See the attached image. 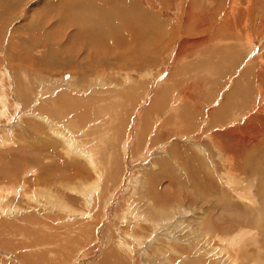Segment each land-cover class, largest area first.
Returning a JSON list of instances; mask_svg holds the SVG:
<instances>
[{
    "label": "rangeland",
    "instance_id": "374dc122",
    "mask_svg": "<svg viewBox=\"0 0 264 264\" xmlns=\"http://www.w3.org/2000/svg\"><path fill=\"white\" fill-rule=\"evenodd\" d=\"M78 1L17 0L15 5L7 1L0 6V224L5 225L0 228V242L14 247L0 244L10 254L0 255V264H31V259L40 264L58 260L80 264L82 253L89 259L106 249L104 239L93 237L103 229L111 240L116 238L131 249L140 264H147L141 255L148 243L152 264H243V256L234 255L229 235L246 231L255 235L248 246L251 264H264V235L251 226L253 220L264 221V180L257 167L264 163V0H129L141 9L136 17L125 0H116L121 9L118 2L103 1L100 5L114 28L108 34L101 31L100 39L93 33L73 34V39L69 33L88 21L79 7H73ZM74 11L79 12V24L69 20ZM147 13L158 21L139 20ZM128 16L133 17L129 23ZM133 21L144 29L141 35L132 29ZM124 37L135 40L149 55L140 48L129 56L130 41ZM136 37L144 38L145 44ZM111 43H118V48L108 52ZM56 54L57 58L73 57L86 69L44 65ZM249 71L253 78L245 75ZM18 72L33 82L30 86L39 88L26 101L21 97L29 94L18 84ZM251 81L255 83L250 85ZM69 82L83 83L84 93L89 85L105 87L104 99L117 112L82 119L69 110L56 123L39 124L49 121L48 116L35 122L32 112L43 109L50 98L76 94L72 93L76 88L66 86ZM61 83L69 93L42 92L43 87L59 89ZM128 87L129 91L124 90ZM248 87L253 89L254 103L244 100ZM167 90H171L168 96ZM89 92L80 96L98 99ZM232 92L238 93L234 104L229 113H221L228 120L212 124V114L226 110ZM163 93L169 103L167 115L166 110L151 107ZM100 107L96 105V110ZM185 113L196 118L188 127L178 123ZM170 117L173 125H166ZM68 119L77 124L75 130L64 128ZM227 124L226 133L246 129L238 137L256 149L223 136L219 129ZM232 127L236 128L229 131ZM71 139H80L87 155L96 154L94 160L80 153L74 160L64 146ZM141 155L144 159L137 161ZM197 158L201 163L198 159L196 164L205 167L204 177L193 167ZM204 181L216 183L215 191L204 187ZM158 207L168 210L166 217L155 213ZM107 208L109 219L105 218ZM65 223L79 236L56 231L57 224ZM48 235L58 237L50 244L34 246L48 240ZM70 241L71 246L63 248ZM96 257L99 260L86 264L100 262Z\"/></svg>",
    "mask_w": 264,
    "mask_h": 264
},
{
    "label": "bare ground",
    "instance_id": "6f19581e",
    "mask_svg": "<svg viewBox=\"0 0 264 264\" xmlns=\"http://www.w3.org/2000/svg\"><path fill=\"white\" fill-rule=\"evenodd\" d=\"M8 1V3H11V1L14 3V5H15V2L17 1V0H0V6H5L6 5V2ZM109 2V1H111V0H80V1H78V2H76V5H73V7H75L76 9H81L82 10V12H84V14H86L87 15V17H88V21H87V23H85L84 24V26L83 25H80L79 23H78V21H79V17H77V15L79 14V12H76V11H74V13L72 14V15H69V20L70 21H72V23H77V24H79V30L77 31V32H70L69 33V35H72L71 37L74 39V37H73V34H74V36L76 35H78V33H80V35L81 34H85V35H91L92 33L96 36V37H99V39L101 38V31H103V32H105L106 34H108V29L109 28H114L109 22L111 21L110 19H109V17L108 16H106L105 17V14L106 15H108L107 14V11L106 10H104V8H103V6H101L100 5V2L102 3V2ZM113 2H112V4L113 3H117L118 1H116V0H112ZM127 3H129L130 4V6L132 5L133 6V10H132V12H129L133 17H136V15L138 14V12L139 11H141V9L140 8H137V5L135 4V3H132L131 1H129V0H125ZM131 2V3H130ZM118 4H119V2H118ZM123 4V3H122ZM56 5V4H55ZM67 5H69V7L68 8H71V3L70 2H68L67 1ZM79 5V6H78ZM120 5V4H119ZM118 5V6H119ZM117 6V7H118ZM77 7H79V8H77ZM134 8H136V13H135V9ZM119 9H121V5H120V8ZM124 11V10H123ZM63 17V16H62ZM132 17V18H133ZM111 18V17H110ZM128 18V23H129V21H132V18H131V16H130V18H129V16L127 17ZM73 19V20H72ZM113 19V18H112ZM126 20V19H125ZM139 20H141V21H144V22H149V21H151V22H156V21H158V19L157 18H155V16H151V14L149 15L148 13L145 15V16H142ZM146 20V21H145ZM67 21V20H66ZM80 22V21H79ZM112 23V22H111ZM140 23V22H139ZM104 24H106V25H104ZM142 24V23H141ZM133 27H132V29L133 30H136V32L139 34V35H141V33H143L144 32V29L138 24V23H134V21H133ZM83 26V27H82ZM49 30V29H48ZM84 31V32H83ZM86 31V32H85ZM149 32V31H148ZM147 33V32H146ZM92 34V35H93ZM118 34V33H117ZM135 34V33H134ZM148 34V33H147ZM67 35V34H66ZM94 36V37H95ZM120 36V35H119ZM138 36V35H137ZM87 37V36H86ZM118 37V36H117ZM137 38V37H136ZM48 39V38H47ZM98 39V38H97ZM122 40H127V38L126 37H124V38H121ZM128 39L129 40H127L128 41V43H129V41H130V43H129V48L127 49L128 50V54H129V56H131L130 54H132V56H135V54H138V50L140 51V48L142 49L143 48V46H139V47H137V44H136V41L135 40H133V39H130L129 37H128ZM137 39H141L142 41L141 42H143V39L142 38H137ZM109 41H110V39H108ZM145 40H147V39H145ZM208 41V40H207ZM247 43V42H246ZM113 43H111L110 44V48L111 49H109V47H107L106 48V51H108V52H110V51H116V49L118 48L117 46V44L118 43H116V45H112ZM143 44H145V42H143ZM142 44V45H143ZM205 44V43H204ZM56 46V45H55ZM57 46H59V45H57ZM63 46V45H62ZM112 46V47H111ZM87 47V46H86ZM89 47V46H88ZM114 47V48H113ZM139 48V49H138ZM50 49V48H49ZM109 49V50H108ZM147 49H149V48H147ZM51 50V49H50ZM81 50H82V52H84L86 49H84V48H81ZM143 50V49H142ZM149 50H151V49H149ZM235 50V49H234ZM52 51V50H51ZM51 51L49 52L50 54H53V53H51ZM144 51V50H143ZM56 53H61V50H58V51H56ZM82 54V53H81ZM107 54V53H106ZM143 54H145V55H149V54H146L145 53V51L143 52ZM24 55H27L26 53L24 54ZM54 55V54H53ZM57 56H52L51 57V63L50 62H48V60H46L45 61V63H44V65H46L47 64V66H49V67H51V65L54 63H56L57 64V66L58 67H66V68H70L71 66H75V67H77V68H79L80 70H82L83 72H84V70L86 69L85 68V64H79L78 62H77V60L75 59V58H73V57H67L66 56V58H57L58 57V54H56ZM145 55H143V57H142V59H144V56ZM22 57V55H20V57L19 58H21ZM24 58L25 57H27V56H23ZM22 57V58H23ZM79 57V56H78ZM141 57H140V59H141ZM121 58V57H120ZM145 58H146V56H145ZM84 59V58H83ZM119 59V58H118ZM207 59V58H206ZM11 60H13V59H11ZM41 60V59H40ZM39 60V61H40ZM120 60V59H119ZM123 60V59H122ZM129 60V59H128ZM133 60V59H132ZM139 60V59H138ZM200 60V59H199ZM130 61V60H129ZM128 61V62H129ZM208 61H211V60H208ZM213 61V60H212ZM42 62V61H41ZM98 61H96V63H97ZM103 62H104V59H103ZM120 62V61H119ZM91 63V62H90ZM95 63V61H94V64H96ZM101 63V62H100ZM92 64H93V62H92ZM213 69V68H212ZM214 71H216V70H214ZM219 72H220V70H218ZM22 72H25V71H22ZM86 72V71H85ZM228 72V71H227ZM221 74V73H220ZM85 75V74H84ZM247 77H249V78H251L253 75L251 74V71H249V72H247L246 74H245ZM258 75V74H257ZM86 76V75H85ZM219 76V75H218ZM221 76V75H220ZM255 76V75H254ZM253 76V77H254ZM16 77H17V80L20 82V83H18V84H21V86H22V89H23V91H24V93L27 91V93L29 94V95H26V94H24L22 97H21V99L22 100H24V101H26V98L27 97H30L31 95H34V92H36V94L38 93V91H39V88L38 87H36V86H34V87H32V86H30L32 83H31V81H29L28 79H25V78H23L22 76H21V72H18V73H16ZM28 77V76H27ZM31 77V76H30ZM252 77V78H253ZM257 77H259V75L257 76ZM88 79V78H87ZM83 80H86V78H84ZM254 80H256L255 78H254ZM252 82V81H251ZM254 82V81H253ZM253 82L252 83H250V85L251 84H253ZM262 82V81H261ZM255 83V82H254ZM243 84V83H242ZM61 86L62 87H60L59 89H53V88H44L43 87V89H42V92H44V93H51V92H53V94H55V95H57L58 93H60V91L62 90V91H64L63 89H64V86H63V83H61ZM66 86H68V87H70V88H73V90H75V88L77 89V90H75V91H73L72 93H76L75 95L73 94H71L73 97H69L68 95H66L65 97L64 96H62V94H60V96L61 97H54V98H50L49 99V102H46V103H44V105H43V109H41V110H39V109H36L35 111H33L32 112V114H31V116L32 117H34L35 118V122H39V120L42 118V116L43 117H46V116H48L47 118L49 119V121H47V122H40L39 124H49L48 122H52V123H56V119H58V120H60V117H64L67 113V111H69V110H72V111H74L75 113H77V114H80L81 115V117H82V119H88V118H94V117H96V116H99V115H104V116H106L107 115V117L110 115V113H116L117 111H112L111 110V107H112V104H110V103H107L108 101H110V100H107V99H104V94L103 93H105V94H107L105 91H106V88L105 87H103V86H101L100 84H97V85H94V86H92V85H89V88H88V90L86 91V92H89L90 90V88H94L92 91H93V93H95L97 96H99L98 97V99L96 98V99H93V97H91V98H86L85 96H83V95H85V93L83 92V90L85 89V87L83 86V83H77V82H69V83H66ZM237 86V85H236ZM236 86H235V88H236ZM186 87V86H185ZM18 88H19V86H18ZM66 88V87H65ZM239 88H241V87H239ZM33 89V90H32ZM131 88L130 87H128V88H125L124 90H126V91H129ZM65 90H67V89H65ZM239 89H237V91H238ZM241 90L242 89H240L239 90V93H241L242 94V92H241ZM248 90L249 91H247V93L248 94H246L247 96H245V95H243V96H245V98H244V100H248V101H250V102H253V100L251 101V99L250 98H252L253 96H254V93L252 92V90H251V88H249L248 87ZM18 91V90H17ZM32 91H34V92H32ZM59 91V92H58ZM69 91V90H68ZM92 91H90L89 93H91ZM171 91V90H170ZM170 91H168L167 90V96H168V92H170ZM236 91V90H235ZM71 92V91H70ZM64 93H69V92H66V91H64ZM260 93V92H259ZM20 94H21V92H20ZM35 94V95H36ZM50 95V96H54V95ZM80 94H83L82 96H80ZM86 94H88V93H86ZM171 94V93H170ZM169 94V95H170ZM236 94H238V93H235L234 92V95H233V92L230 94V95H228L229 96V98H228V100H227V105H226V110L225 109H222V111H220L219 109L218 110H216V112L214 113V114H212L213 116H212V124H215L216 122H220V123H222V122H225V121H227L228 120V118H227V116H225V115H221V113L223 112V113H226L227 111H228V113H229V106H232L233 104H234V99H235V96H236ZM241 94H239L240 96V98L242 97V95ZM245 94V93H244ZM91 95H92V93H91ZM94 95V94H93ZM95 95V96H96ZM47 97H50L49 95H46ZM173 96V95H172ZM260 96V95H259ZM259 96H257V98H260ZM83 97H85V98H83ZM175 97V96H174ZM221 97V96H220ZM227 97V96H226ZM168 98V97H167ZM170 98V97H169ZM176 98V97H175ZM183 98V97H182ZM237 98V97H236ZM172 99H174L173 97H172ZM220 99V98H219ZM250 99V100H249ZM29 100V98L27 99V101ZM185 100V99H184ZM97 101H99V102H97ZM166 101H168V99H166V95L163 93L162 95H161V97H160V99L159 100H157V101H155L153 104H152V111H154V110H166L165 111V115H167L168 114V112L169 111H167V108H168V104L166 105ZM183 102V101H182ZM257 102V101H256ZM180 103V102H179ZM178 103V104H179ZM254 103V102H253ZM98 104H100V108L98 109V111L96 110V105H98ZM171 105H173V104H171ZM190 105V104H189ZM223 105V104H222ZM175 106V105H174ZM174 106H171V109H172V107L174 108ZM181 106V105H180ZM180 106H178V108L180 107ZM192 106V105H191ZM99 107V106H98ZM110 107V108H109ZM209 107V106H208ZM248 107V106H247ZM183 108V107H182ZM190 108V107H189ZM207 108V107H206ZM205 108V109H206ZM175 109V108H174ZM184 109H182L181 110V112L183 111ZM187 110V109H186ZM211 110H213V109H211ZM162 111V112H163ZM185 111V110H184ZM245 112V111H244ZM184 114V113H183ZM186 114H188L189 115V113H185V115L182 117V118H180L179 119V121L180 122H178L179 124H185V125H187L186 127H188V125H190L191 123L190 122H194V120H196V118L194 119V118H189ZM174 115V114H173ZM172 115V117L174 118L175 116H173ZM245 115V114H244ZM137 116H140V114H138ZM176 116H178V115H176ZM182 116V115H181ZM172 117H170L169 118V120H167V122H165V124L166 125H173V123H172V121L173 120H170ZM252 117V116H251ZM65 118V117H64ZM136 120H137V118H135ZM65 120V119H64ZM63 120V121H64ZM80 120H81V118H80ZM251 120V119H250ZM249 120V121H250ZM254 120V119H253ZM68 123L66 122V126L64 127L65 129H69L70 131H72V128H73V130H75V128H76V126H77V124L75 123V122H71V120H69L68 119ZM177 121H178V119H177ZM83 122V121H82ZM21 123V120H19V123H17V124H20ZM62 123V122H61ZM61 123H60V121H59V125L60 126H62L61 125ZM84 123V122H83ZM136 123V122H135ZM134 123V124H135ZM137 124V123H136ZM218 124V123H217ZM225 124V123H224ZM223 124V125H224ZM229 124V123H228ZM228 124H227V126H225V127H222L221 129H219L220 130V133L221 134H223V136H225V137H229V138H236L237 139V141H236V144H237V142H238V145H240V146H242V147H245L246 149L247 148H250V149H252V150H255L256 149V147H254V146H252V145H250L248 142H245V141H243V140H240L239 139V137L238 136H243V134H244V132L246 131V129H240V130H237V129H235L236 127H232L229 131H231V130H233V129H235V132L234 133H226V132H224V131H227V129L228 128H230V126H228ZM44 125V126H45ZM55 126H56V124H55ZM55 126H53L52 125V129L55 131ZM135 127V126H134ZM209 128H210V125L208 126ZM238 127V126H237ZM243 127V126H242ZM47 128V127H46ZM46 128H44V129H46ZM48 129V128H47ZM248 129V128H247ZM48 131H49V129H48ZM67 131V130H66ZM260 131V130H259ZM74 132V131H73ZM73 132H72V134H73ZM75 132H81V131H75ZM203 132V131H202ZM45 133V132H44ZM89 133V132H88ZM246 133V132H245ZM261 133V132H260ZM263 134H264V132H263ZM45 136V135H44ZM221 136V135H220ZM222 136V137H223ZM246 137V136H245ZM252 141H253V143H254V139H252ZM71 143L69 146H66L65 144H64V146L66 147V148H68L69 149V151H71L74 155H73V159L75 160L76 158H77V156H78V153H80V154H82V155H87V152H88V150L86 149V148H84L81 144H82V141L80 140V139H71V140H68V143ZM129 141H127V143H128ZM65 143V142H64ZM130 144H132V142L130 143ZM262 148H264V147H262ZM245 149V155L248 153V150H246ZM89 150H91V152L93 153L94 151H93V149H91V148H89ZM257 152H258V150H257ZM95 154V153H94ZM94 154H91V155H87L88 157H89V159L90 160H94ZM96 155V154H95ZM194 157V159L196 158V156H193ZM144 159V157H143V155H141V156H137V161H141V160H143ZM199 158H197L195 161H194V163L196 164V162H197V160H198ZM149 160H152V157L151 156H149ZM82 164H84L85 163V161L86 160H84V159H82ZM97 161V160H96ZM131 161L132 162H136V160L133 158V159H131ZM193 161V160H192ZM198 163H201V160L199 159V162ZM136 166H141L139 163H136L135 164ZM194 167V169L196 168V170L198 171V174H199V176H202V177H204V173H203V167L204 166H202V164H201V166L200 165H194L193 166ZM259 169H260V173L262 174V178H263V180H264V163H262V165L261 166H257ZM205 168V167H204ZM244 168V167H243ZM253 170V169H252ZM206 172V171H205ZM253 172V171H252ZM208 173H209V170H208ZM254 173V172H253ZM255 173H256V171H255ZM254 173V174H255ZM259 173V172H258ZM208 175V178H211L212 177V175H211V172L209 173V174H207ZM207 178V179H208ZM264 182V181H263ZM264 184V183H263ZM203 186L204 187H206V188H208V189H214V191H215V189H216V183H210V184H207V182L206 181H204L203 182ZM250 190V189H249ZM213 191V190H212ZM247 192V194L248 195H250L251 194V192H249L248 190L246 191ZM95 193V192H94ZM97 193L99 194V190L97 189ZM262 193H263V195H262V197L264 198V189H262ZM96 194V193H95ZM153 196V195H152ZM155 197V196H154ZM156 197H157V195H156ZM150 198H151V196H150ZM154 199V198H153ZM241 199L242 200H244V197H241ZM158 200V199H157ZM156 200V201H157ZM48 201V200H47ZM151 201V200H150ZM160 202V201H159ZM158 203V202H157ZM156 203V204H157ZM249 204H250V206L252 207L253 205H254V202H249ZM113 207V206H112ZM113 209H114V207H113ZM262 208L261 207H259L258 209H257V212H259V213H261V210ZM107 210V216L105 217L106 219H109L110 218V216L108 217V215H109V213H108V208L106 209ZM3 211V208H2V205H1V203H0V212H2ZM157 211V210H156ZM155 211V213L157 214H159L160 215V217L162 216V217H164L165 215H166V211H168V210H164V207H162V208H160V207H158V212H156ZM78 214H80V213H78ZM153 216V215H152ZM158 216V215H157ZM166 217V216H165ZM104 218V219H105ZM150 218H151V215H150ZM104 219H103V222H104ZM152 219H154V218H152ZM75 220V219H74ZM82 220V219H81ZM114 220V219H113ZM156 220V219H155ZM154 220V221H155ZM108 221H110V220H108ZM111 221H112V218H111ZM84 222H85V220L83 221V223L82 224H84ZM112 222H114V221H112ZM106 223V222H105ZM108 223V222H107ZM110 223V225H111V222H109ZM67 223H65L64 225H58L57 224V232H65V233H68V234H75L77 237L79 236V234L77 233V231H72L71 229L73 228V227H71L70 225V227L71 228H69V226H66L65 227V225H66ZM112 224H114V223H112ZM68 225V224H67ZM0 228L1 229H3L4 227H5V225H3V224H0ZM55 226V225H54ZM83 226V225H82ZM107 226H109L108 224H107ZM78 227H80V226H78ZM85 227V226H84ZM86 229V228H85ZM89 229V228H88ZM77 230V229H76ZM79 231V230H78ZM89 232V231H88ZM82 233V232H81ZM84 233H85V231H84ZM95 233V232H94ZM96 234H97V232H96ZM94 234L93 235V237H94V240H97V239H99L101 242L103 241V239H104V244H105V246H106V249H105V247H104V250H103V252H101V250L99 249V252H97L96 254H93V257H91V258H89V259H86L85 258V256H87L86 254L83 256V253H82V255H81V253L79 252V255H81L82 256V258H83V260H80V264H86L87 262H91L90 260H92V261H94V260H97L98 259V257H96V255H99V258H100V262H97L96 264H140V262H139V257L138 256H135L134 257V255H133V251L131 250V249H129L127 246H125V245H120L118 242H117V240H116V238H115V240H114V238L111 240L110 239V234L108 233V232H106L104 229H103V232L102 231H100V235L99 234ZM82 235V234H81ZM58 237V235H48V236H46L45 238H48V240H46L45 239V241H43V242H35L34 243V246H37V245H42V244H45V243H47V244H50V243H52L53 241L52 240H54V239H56ZM110 239V240H108L107 242H106V239ZM135 239V238H134ZM136 240V239H135ZM48 241V242H47ZM137 241V240H136ZM95 242V241H94ZM73 243V241H70L68 244H66L65 245V247H63V248H66V249H68V247H70L71 246V244ZM137 243H138V241H137ZM0 244L2 245V246H4L3 248H10V249H12V248H14V247H12V246H7V245H9V244H2V242H0ZM98 244V243H97ZM96 243H95V245H97ZM60 245V244H59ZM148 248L144 251V253L141 255V257L143 256L144 257V262L145 263H147V264H152V261L147 257V252H148V249L151 247V243H148ZM146 246V247H147ZM98 248H99V244H98V246H97ZM102 247V246H101ZM93 248H95V246L93 247ZM172 249V251H173V248H171ZM88 250V249H87ZM94 250V249H93ZM96 250V249H95ZM89 251H92V250H89ZM96 252V251H95ZM94 252V253H95ZM174 252V254H175V251H173ZM0 255H6V256H9L8 255V253H5L3 250H1L0 249ZM178 253H179V256H180V254H182L183 253V249H180L179 251H178ZM91 254V253H90ZM178 255V254H177ZM12 256V255H11ZM14 258V257H13ZM23 258L25 259V260H27V257L26 256H23ZM80 258V257H79ZM99 260V259H98ZM14 262H15V260H14ZM58 262H59V260H58ZM58 262H56V263H53V264H63L64 263V261H62V262H60V263H58ZM30 263L31 264H40V262H39V260H37V259H31L30 260ZM66 263H69V261L68 262H66ZM65 263V264H66ZM17 264H19V263H17Z\"/></svg>",
    "mask_w": 264,
    "mask_h": 264
},
{
    "label": "crops",
    "instance_id": "0c3cea01",
    "mask_svg": "<svg viewBox=\"0 0 264 264\" xmlns=\"http://www.w3.org/2000/svg\"><path fill=\"white\" fill-rule=\"evenodd\" d=\"M244 219L246 220V218H244ZM251 226L253 228H255L254 232L256 234H258L256 231H260L261 234L264 235V221L258 222V221L253 220ZM253 236H255V235H252V234L249 235V233L246 231L242 234L229 235V238H231V240H229L231 243L230 246L232 247L235 245L234 255L236 258H240L241 256H243L240 258L243 260V264H251L252 253L250 254L248 246L250 245L249 241H251L253 239ZM240 245H241V247L239 248L238 246H240ZM245 257H247V258L245 259Z\"/></svg>",
    "mask_w": 264,
    "mask_h": 264
}]
</instances>
